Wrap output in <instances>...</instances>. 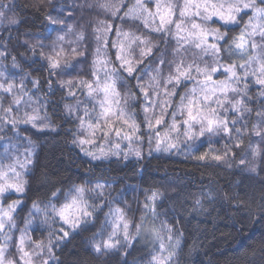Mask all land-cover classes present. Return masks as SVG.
<instances>
[{
    "label": "snow or ice",
    "instance_id": "6c2138e0",
    "mask_svg": "<svg viewBox=\"0 0 264 264\" xmlns=\"http://www.w3.org/2000/svg\"><path fill=\"white\" fill-rule=\"evenodd\" d=\"M49 4L57 15L45 11V33H27L34 42L22 43L34 57L46 61L48 92L52 93L55 81L66 92L61 99L75 101L62 108L65 117L76 121L71 143L87 156L93 160L131 156L139 161L145 144L151 156L178 151L182 144L190 147L202 137L209 144L212 137H221L229 141L222 154L209 147L195 159L228 163L238 152L264 159V0H73L69 12L66 3L57 8L53 0L46 4L41 0L40 7L46 9ZM11 10L10 4L0 0V22L18 26L20 20L6 16ZM76 10L95 11L106 19L89 20L85 27L77 23ZM125 24L130 25L127 30ZM215 24L219 27L210 26ZM52 33L56 35L50 44L39 38L49 39ZM170 41L176 45L170 50L171 59ZM9 55L0 50V140L4 141L0 150V264H60L54 249L94 226L101 214L104 221L93 234V254L127 257L136 243L147 240L151 248L145 264H177L183 232L178 222L160 219L157 204L164 192L158 188L143 190V214L134 222L128 215L130 205L121 200L124 207H120L111 197V184L85 181L65 190L55 187L44 174L41 180L47 194L43 200H32L28 208L24 197L30 189L28 178L35 175L38 145L24 133L55 132L57 127L48 113V97L34 96L25 84L30 80L39 91L40 81L26 75L17 83L16 77L6 75L8 66L3 61ZM89 56L90 79H56L57 73L75 70L73 60ZM11 61L13 68L19 67L15 56ZM218 75L223 78H214ZM122 87L127 89L123 94ZM252 88L255 97L249 95ZM79 93L91 107L79 99ZM141 98L137 111L132 105ZM256 101L258 106L250 107ZM238 166L259 175L245 159ZM195 206L202 208V201L196 199ZM25 208L27 214L21 217ZM18 218L23 227L18 226ZM105 226L110 228L106 238ZM45 230L46 235H32ZM97 235L100 240L95 239ZM260 244L264 251V238Z\"/></svg>",
    "mask_w": 264,
    "mask_h": 264
},
{
    "label": "trees",
    "instance_id": "16d2710c",
    "mask_svg": "<svg viewBox=\"0 0 264 264\" xmlns=\"http://www.w3.org/2000/svg\"><path fill=\"white\" fill-rule=\"evenodd\" d=\"M4 2L10 4L12 8L11 11L6 12V16L21 21L18 26L10 25L7 20L0 22V44L7 46L0 50L11 54L3 61L8 66L4 71L6 75L16 77L17 83L19 78L26 75L40 81L39 91L32 87L30 80H25V84L34 96L48 97V113L57 127L55 132L36 134L34 131H28L24 133L38 145L35 175L28 178L30 189L28 195L24 197L28 208L32 200H43L47 194V188L42 186L41 180L44 174H47L55 187L65 190L72 184L85 181L90 184L97 182L111 184V197L116 198V205L120 207H124L121 200L130 205L131 211L128 215L134 222H139V217L143 214V190L158 188L164 192V197L157 204L160 219H167L170 224L178 222L177 227L183 232L181 249L176 256L177 264H264V251L261 250L260 244L261 238H264V208H262L264 206V170H261L264 169V159L253 158L250 152L243 154L238 152L236 159L228 163L211 159L197 161L195 156L208 151L209 147L219 149L217 154H222L223 146L229 143L227 139L212 137L209 144L208 139L202 137L192 142L190 147L182 144L178 151L153 152L151 156L147 155V144H145L142 146L145 154L139 161L131 156L127 160L122 156L93 160L71 143L76 121L65 117L62 105L75 103V101L62 100L61 97L66 96V92L56 85L55 81H53L52 93L48 92L46 61L34 57L22 43L25 40L34 42L35 38L27 33H45V22H43L45 11L53 16L57 13L53 11L51 4L47 5L46 9L40 7L41 0H4ZM44 2L46 4L47 0ZM76 2L80 3L82 0H76ZM65 3L69 5L65 11H73L70 7L73 0H53L57 8ZM73 15L77 23L85 27L89 20L106 19L95 11L81 13L80 10H76ZM210 26L219 27L218 24ZM123 27L127 30L130 25L125 24ZM139 30L143 32L142 29ZM236 31L238 32V29ZM55 35L56 33H52L49 39H44V36L39 38L43 39L45 44H50ZM152 39L155 41L158 37L153 36ZM175 46L174 41L169 42V59L172 58L170 50ZM65 47L67 48L68 45ZM44 52L47 54L49 49L45 48ZM12 56L16 57L19 67L11 66ZM72 63L75 70L64 74L57 73L56 79L66 80L76 76L90 79V56L87 60L78 57ZM214 78L223 77L218 75ZM188 86L191 87L190 82ZM126 90L122 87V94ZM131 91L136 90L132 88ZM255 92L256 89L252 88L249 95L255 97ZM136 94L139 96V93ZM78 95L84 104L91 107V102L83 93ZM129 103L132 105L131 101ZM142 103L141 98L132 106L137 107ZM259 103L256 101L250 107L256 108ZM137 111H139L138 107ZM137 119L139 121L141 116ZM8 135L10 136L11 133ZM245 143H248L247 139ZM253 143H259V141H253ZM3 144L4 141L0 140V150ZM261 148H264V144H261ZM189 151L192 155H187ZM240 159H245L248 167L255 166L259 175L249 173L242 166H238ZM228 164L232 166L229 167ZM12 199L16 197L13 196ZM196 199L202 201V208L195 206ZM28 208L20 214L21 217L26 216ZM107 211L108 209L105 208L104 212ZM103 221L104 216L101 214L94 226H88L86 230L70 236L68 241L54 249L60 264H124L125 260L127 264H145L148 259L147 253L151 248L147 240L136 243L135 247L129 250L130 254L127 257L117 253L104 256L92 253L93 234L100 231ZM17 223L19 227H23L21 218L17 219ZM108 231L110 228L105 226L104 238ZM46 234L47 230L42 234L32 233L34 238ZM95 239L100 240L101 237L97 235Z\"/></svg>",
    "mask_w": 264,
    "mask_h": 264
}]
</instances>
